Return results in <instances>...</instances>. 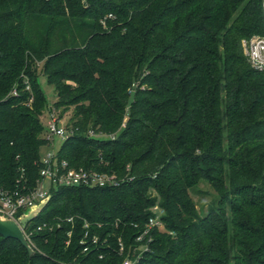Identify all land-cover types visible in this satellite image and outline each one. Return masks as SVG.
<instances>
[{
    "label": "trees",
    "instance_id": "obj_1",
    "mask_svg": "<svg viewBox=\"0 0 264 264\" xmlns=\"http://www.w3.org/2000/svg\"><path fill=\"white\" fill-rule=\"evenodd\" d=\"M262 2L0 0V194L41 178L39 74L73 108L58 160L118 182L51 185L33 253L0 235V264H264V72L242 45Z\"/></svg>",
    "mask_w": 264,
    "mask_h": 264
},
{
    "label": "built area",
    "instance_id": "obj_2",
    "mask_svg": "<svg viewBox=\"0 0 264 264\" xmlns=\"http://www.w3.org/2000/svg\"><path fill=\"white\" fill-rule=\"evenodd\" d=\"M112 15H110L111 17ZM262 16L264 21V0L262 2ZM245 56L253 69L264 72V35H255L250 39L243 40ZM69 133L59 126L54 116L47 121L46 136L47 146L53 148L54 140L67 139ZM42 168L40 170V181L38 187L30 193L7 192L0 194V213L11 218H17L20 211H26L29 208L38 205L49 196V187L54 186H117L118 182L114 176L100 174L95 171H87L83 168L75 169L69 167L66 161H59L57 153L50 149L41 158ZM162 214H156L149 220L148 229L153 226H160ZM71 220V219H70ZM40 229V228H39ZM148 230L144 233L146 234ZM24 234L29 240L27 234ZM141 236L139 240L142 238ZM125 264H131L126 261Z\"/></svg>",
    "mask_w": 264,
    "mask_h": 264
},
{
    "label": "rangeland",
    "instance_id": "obj_3",
    "mask_svg": "<svg viewBox=\"0 0 264 264\" xmlns=\"http://www.w3.org/2000/svg\"><path fill=\"white\" fill-rule=\"evenodd\" d=\"M38 84L43 91L45 98L47 100V108L44 110L43 114L41 115L40 119L42 121V124L44 126V132L42 136H46V126H47V121L50 119V117L54 116V118L57 120V123L59 124L60 127L64 128L69 134H70V119L73 116V108H71L68 112L64 114L63 117H60V112H57L54 110V103L57 99V95L55 92L54 87L48 83L47 78L43 74H39L38 76ZM93 135V134H92ZM63 143V140L56 138L54 140V146L53 148H50L49 146H43L41 149V155L42 157L50 150L53 149L55 153H57ZM193 196V200L196 206V210L200 216L205 215L209 204L214 200L216 197V194L214 190L207 184V183H201L195 191L191 192ZM152 213L154 215L156 214H162L163 215V210L159 208L158 206H155L152 209ZM23 214V213H22ZM21 214V215H22ZM21 215H18L17 218H11L5 214L0 213L1 217H4L6 219H12L16 221L17 223L19 222V217ZM160 228H163V223L159 226ZM141 250L144 249V246L140 248ZM131 263V261H129Z\"/></svg>",
    "mask_w": 264,
    "mask_h": 264
},
{
    "label": "water",
    "instance_id": "obj_4",
    "mask_svg": "<svg viewBox=\"0 0 264 264\" xmlns=\"http://www.w3.org/2000/svg\"><path fill=\"white\" fill-rule=\"evenodd\" d=\"M50 199L48 196L38 205H35L28 210H26L20 217L19 222L12 219H6L0 216V235L4 236L5 238H15L19 240L30 252L33 253V248L30 245L29 241L27 240L24 230L27 227L28 223L35 219L39 213L43 210Z\"/></svg>",
    "mask_w": 264,
    "mask_h": 264
}]
</instances>
